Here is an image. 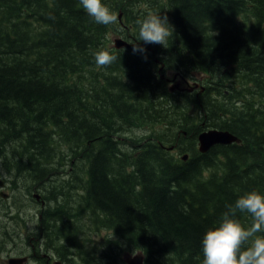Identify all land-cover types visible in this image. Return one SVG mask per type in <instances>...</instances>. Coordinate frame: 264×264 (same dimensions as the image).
<instances>
[{
	"label": "trees",
	"instance_id": "trees-1",
	"mask_svg": "<svg viewBox=\"0 0 264 264\" xmlns=\"http://www.w3.org/2000/svg\"><path fill=\"white\" fill-rule=\"evenodd\" d=\"M117 34L133 47L114 48ZM155 57L209 75L205 92L172 94ZM210 128L241 144L200 153ZM3 152L77 168L67 173L91 227L116 232L121 247L243 264L230 226L247 223L254 252L264 243L262 217L248 219L264 213V0H0Z\"/></svg>",
	"mask_w": 264,
	"mask_h": 264
},
{
	"label": "flooded vegetation",
	"instance_id": "flooded-vegetation-1",
	"mask_svg": "<svg viewBox=\"0 0 264 264\" xmlns=\"http://www.w3.org/2000/svg\"><path fill=\"white\" fill-rule=\"evenodd\" d=\"M160 62L155 57L157 66ZM168 73L161 74L166 86L180 79L179 90H183L195 82L186 74L176 72L171 78ZM30 156V152L0 155V264H128L127 258L136 255L141 256L142 264L176 263L170 255L172 249L131 250L120 246L123 237L119 241L116 232L91 227L90 212L82 206L83 189L75 184L78 178L67 173L77 168L32 167L28 165ZM67 181L72 182L69 187ZM67 188L70 193L65 198ZM263 247L264 243L255 252ZM188 264H195L194 257Z\"/></svg>",
	"mask_w": 264,
	"mask_h": 264
},
{
	"label": "rangeland",
	"instance_id": "rangeland-1",
	"mask_svg": "<svg viewBox=\"0 0 264 264\" xmlns=\"http://www.w3.org/2000/svg\"><path fill=\"white\" fill-rule=\"evenodd\" d=\"M150 12V13H149ZM147 17L149 18V20L155 22L156 19L159 18L158 14L153 11V10H147ZM112 37H114V35H112L110 38L112 39ZM176 73V71H173L169 74V77L172 78V76H174ZM180 80V79H178ZM204 85L206 86V84L204 83ZM172 86V85H171ZM177 96L179 98H183L184 96L177 94ZM187 96H189V94H187ZM197 114L194 110H189V115H194ZM181 114H185L184 111H180L178 114L174 115L173 117L176 116L178 117ZM184 116V115H182ZM172 116H169V119H173ZM162 126V124H158L155 126V129ZM180 127V125L176 124V126H173V124L170 125L169 129H167V131L165 132L166 134H168L169 136H176L180 133L181 129L178 128ZM154 129V126L151 127V130ZM184 147H187V145H185ZM177 157H181L179 150H177L176 152ZM34 161L30 160L28 162L29 166L34 167ZM262 217L263 222H264V213L261 216H250L248 219L249 221L253 220L254 222L259 221V219ZM85 224H87L85 222ZM88 225V224H87ZM230 226V225H229ZM232 227V228H231ZM229 228V227H228ZM244 228H247V223H238L235 227L233 225L230 226V235L232 236L233 240H236L237 243L239 244V248H235V253L237 254L238 258H240L243 262V264H264V247H263V251H259V252H254L252 250L251 247V238L253 239V237L258 238V235L253 233L252 230L249 231H245ZM101 232H107V231H101ZM261 235L259 236V238L263 236L264 238V231H260ZM105 238V235H104ZM247 240V241H245ZM253 241V240H252ZM116 242V241H114ZM164 248V247H163ZM168 248V247H167ZM170 249V248H168ZM170 255H172V253H170ZM175 264H187V260L186 257H180L177 258L176 257V263Z\"/></svg>",
	"mask_w": 264,
	"mask_h": 264
},
{
	"label": "water",
	"instance_id": "water-1",
	"mask_svg": "<svg viewBox=\"0 0 264 264\" xmlns=\"http://www.w3.org/2000/svg\"><path fill=\"white\" fill-rule=\"evenodd\" d=\"M114 47L117 49L121 48H128L130 49L133 44L129 41L125 40L122 37H116L113 39ZM178 88V85L176 88H172L171 90L174 91ZM193 90L190 89V91ZM235 142H240L237 136L230 133L229 131H222L217 129H210L207 131H203L198 136V145H199V151L203 154L208 153L213 147L217 145H230ZM188 155L184 156V160H187ZM1 185V182H0ZM128 264H142V258L140 255L131 256L127 258Z\"/></svg>",
	"mask_w": 264,
	"mask_h": 264
},
{
	"label": "bare ground",
	"instance_id": "bare-ground-1",
	"mask_svg": "<svg viewBox=\"0 0 264 264\" xmlns=\"http://www.w3.org/2000/svg\"><path fill=\"white\" fill-rule=\"evenodd\" d=\"M10 133V132H9ZM57 155V154H56ZM55 155V156H56ZM76 158V157H75ZM61 161V160H60ZM59 162V161H58ZM92 242V241H91ZM89 244V243H88ZM107 245V244H106ZM87 247V246H86ZM99 247V246H98ZM104 247V246H103ZM132 253V252H131ZM144 253H146V252H144ZM110 254V253H109ZM137 254V253H136ZM133 255V254H132ZM118 256H120V254L118 255ZM121 256H122V254H121ZM115 257H117V256H115ZM122 258V257H121ZM124 259V258H123ZM146 260V259H145ZM93 264V263H92Z\"/></svg>",
	"mask_w": 264,
	"mask_h": 264
}]
</instances>
